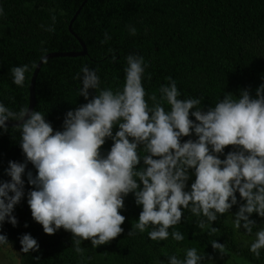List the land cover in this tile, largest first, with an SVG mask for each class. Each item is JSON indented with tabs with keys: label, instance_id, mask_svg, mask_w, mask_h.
Here are the masks:
<instances>
[{
	"label": "trees",
	"instance_id": "trees-1",
	"mask_svg": "<svg viewBox=\"0 0 264 264\" xmlns=\"http://www.w3.org/2000/svg\"><path fill=\"white\" fill-rule=\"evenodd\" d=\"M0 10V103L6 107L19 111L29 106L30 82L41 58L78 55L46 60L37 76L34 110L41 111L54 130H63L69 110L88 102L80 96L82 67L95 70L100 81L97 92L89 90V99L99 90L122 92L130 55L143 58L145 100L150 107L161 103L166 111L171 106L161 99L160 89L170 86L171 81L181 93L178 99L198 98L201 104L197 107L203 111L228 93L236 99L247 89L255 96L264 84V0H0ZM78 11L71 33L69 25ZM23 65H28L29 71L21 87L13 82L11 69ZM78 74L81 79L76 78ZM153 94L156 101L151 99ZM190 119L195 121L194 116ZM117 131L119 126L115 125L113 135ZM21 139L20 129L0 128V182L11 179L6 173L9 161L26 160ZM189 139H198L194 130L190 136L181 137V143ZM113 143L106 139L101 148L103 156ZM236 150V146H226L217 155L223 160ZM138 154L141 158L147 154L143 145ZM143 167L141 160L137 169ZM29 171L37 174L31 165L23 176L25 195L13 212L17 225L7 221L0 224V235L7 236L8 244L20 251L21 264H169V257L184 259L190 248L205 257L202 264H264V249L259 257L250 251L256 232L264 228V217L257 213L250 216L256 222L251 233L243 227L236 229L235 215L246 203L238 191L237 204L226 214H218L215 222L182 209V219L169 228L168 239L156 241L148 235L151 225L143 233L134 227L142 205H137L134 193H129L120 210L126 217L121 225L124 231L112 241L93 247L91 239L73 238L63 228L46 234L33 219L27 202L33 190L28 183ZM188 175L186 191L191 190L195 170L189 169ZM200 220L205 221L203 229ZM173 231H179L184 239L174 240ZM24 234L37 240L38 251H21L20 237ZM74 239L80 240L82 253L76 251ZM213 242L224 244L225 253L214 249Z\"/></svg>",
	"mask_w": 264,
	"mask_h": 264
},
{
	"label": "clouds",
	"instance_id": "clouds-1",
	"mask_svg": "<svg viewBox=\"0 0 264 264\" xmlns=\"http://www.w3.org/2000/svg\"><path fill=\"white\" fill-rule=\"evenodd\" d=\"M127 62L123 91L99 90L91 99L89 90L97 92L99 77L95 70L82 67L80 96L88 102L66 113L63 130H54L41 111H30L28 106L14 111L0 103V128L7 130L9 120L19 122L16 128L21 131L26 157L24 163L9 161L6 173L11 179L0 182V224L18 223L13 212L25 195L23 176L30 162L37 174L27 173L33 186L27 202L33 219L49 235L63 228L73 238L91 239L93 247L106 244L124 231L121 225L126 217L120 210L125 207L124 198L134 193L136 204L142 205L134 227L143 233L151 225L149 238L166 240L169 228L181 221L182 209L215 222L217 214L237 204V191L246 203L235 215V228L251 233L256 222L250 216L264 217V84L255 96L247 89L236 99L228 93L203 111L197 107L198 98L178 99L181 93L168 77L170 86L160 89L161 99L171 106L166 111L161 103L150 107L145 100L143 58L130 55ZM28 71V65L13 67V82L23 87ZM76 78L81 79L79 74ZM151 99L156 101V96ZM115 125L119 131L113 135ZM193 130L198 139L181 143V137ZM107 138L114 143L105 157L101 148ZM141 145L147 153L142 158ZM226 146L238 150L221 160L217 154ZM141 160L144 167L138 170ZM189 169L195 170L196 179L186 191ZM199 227H205L204 220ZM171 236L176 241L184 239L179 231ZM8 243L7 236L0 235V245ZM20 243L23 253L39 250L31 234L22 235ZM79 244L74 239L76 251L82 253ZM212 247L225 253L224 244L213 242ZM261 249L264 228L250 245L256 257ZM204 258L190 248L184 259L169 257V264H202Z\"/></svg>",
	"mask_w": 264,
	"mask_h": 264
},
{
	"label": "water",
	"instance_id": "water-1",
	"mask_svg": "<svg viewBox=\"0 0 264 264\" xmlns=\"http://www.w3.org/2000/svg\"><path fill=\"white\" fill-rule=\"evenodd\" d=\"M80 11H78L76 13V15L74 16V18L72 19L70 25H69V31L72 33V24L73 22L76 20L77 18V15L79 14ZM83 45V48L85 49V45L82 43ZM86 51L82 54V55H86ZM78 55H74V54H49V55H46L44 56L43 58L40 59V61L38 62L36 68H35V71L33 73V76L31 78V82H30V87H29V109L30 111L31 110H34L35 106H36V95H35V84H36V80H37V76L41 70V67L43 65V63L50 59V58H54V57H76ZM19 124L18 121H12V120H9L7 122V128H12V127H16L17 125ZM32 164H30L29 166H27L26 168V171L29 169V167L31 166ZM25 171V173H26Z\"/></svg>",
	"mask_w": 264,
	"mask_h": 264
},
{
	"label": "rangeland",
	"instance_id": "rangeland-1",
	"mask_svg": "<svg viewBox=\"0 0 264 264\" xmlns=\"http://www.w3.org/2000/svg\"><path fill=\"white\" fill-rule=\"evenodd\" d=\"M193 178H194L193 182H195L196 177H193ZM0 263L1 264H21L20 263V251L10 244L0 245Z\"/></svg>",
	"mask_w": 264,
	"mask_h": 264
}]
</instances>
